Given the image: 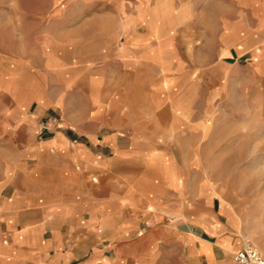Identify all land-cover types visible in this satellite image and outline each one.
I'll return each mask as SVG.
<instances>
[{
  "label": "crops",
  "instance_id": "obj_1",
  "mask_svg": "<svg viewBox=\"0 0 264 264\" xmlns=\"http://www.w3.org/2000/svg\"><path fill=\"white\" fill-rule=\"evenodd\" d=\"M262 74L264 0H0V264H234L170 151Z\"/></svg>",
  "mask_w": 264,
  "mask_h": 264
},
{
  "label": "rangeland",
  "instance_id": "obj_2",
  "mask_svg": "<svg viewBox=\"0 0 264 264\" xmlns=\"http://www.w3.org/2000/svg\"><path fill=\"white\" fill-rule=\"evenodd\" d=\"M24 16L25 30L32 31L38 25L37 14ZM254 76L248 80L249 87H230L212 103L202 104L201 127L194 136L193 131L187 133L194 139L188 140V150L170 153L178 161L184 159L188 179L199 178L214 188L240 244L257 248L264 259V74ZM191 206L186 201V207Z\"/></svg>",
  "mask_w": 264,
  "mask_h": 264
},
{
  "label": "built area",
  "instance_id": "obj_3",
  "mask_svg": "<svg viewBox=\"0 0 264 264\" xmlns=\"http://www.w3.org/2000/svg\"><path fill=\"white\" fill-rule=\"evenodd\" d=\"M234 264H264V259L259 255L256 248L243 243L236 252L232 254Z\"/></svg>",
  "mask_w": 264,
  "mask_h": 264
},
{
  "label": "bare ground",
  "instance_id": "obj_4",
  "mask_svg": "<svg viewBox=\"0 0 264 264\" xmlns=\"http://www.w3.org/2000/svg\"><path fill=\"white\" fill-rule=\"evenodd\" d=\"M257 249V248H256Z\"/></svg>",
  "mask_w": 264,
  "mask_h": 264
}]
</instances>
